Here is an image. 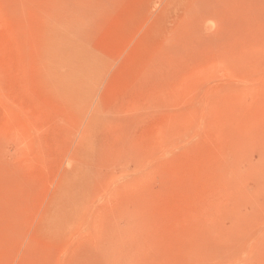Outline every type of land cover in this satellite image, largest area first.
Wrapping results in <instances>:
<instances>
[{
  "label": "rangeland",
  "instance_id": "rangeland-1",
  "mask_svg": "<svg viewBox=\"0 0 264 264\" xmlns=\"http://www.w3.org/2000/svg\"><path fill=\"white\" fill-rule=\"evenodd\" d=\"M0 264H264V0H0Z\"/></svg>",
  "mask_w": 264,
  "mask_h": 264
}]
</instances>
